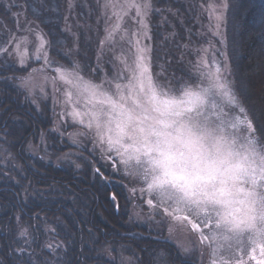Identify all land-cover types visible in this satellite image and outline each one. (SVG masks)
Returning <instances> with one entry per match:
<instances>
[{
    "label": "trees",
    "instance_id": "trees-1",
    "mask_svg": "<svg viewBox=\"0 0 264 264\" xmlns=\"http://www.w3.org/2000/svg\"><path fill=\"white\" fill-rule=\"evenodd\" d=\"M12 2L22 8L14 6V12H23L25 22L46 35L55 62L77 63L94 77L100 74L93 70L100 66L95 53L101 40L92 31L103 30V23L90 29L99 14L95 0H0V49H6L0 51V264H199L179 258L177 247L160 232L137 225L131 213L137 204L143 206L142 217L153 210L130 193L119 166L112 172L110 163L103 164L91 139L82 150L68 144L70 127L58 126L57 109L29 96L22 81L37 64L20 66L11 54V41L20 34ZM151 3L153 74L170 88L196 83L192 64L198 47L207 42L201 33L206 0ZM227 4L225 43L232 79L264 140V0ZM65 23L73 25L68 33ZM160 211L155 209L157 216Z\"/></svg>",
    "mask_w": 264,
    "mask_h": 264
},
{
    "label": "snow or ice",
    "instance_id": "snow-or-ice-1",
    "mask_svg": "<svg viewBox=\"0 0 264 264\" xmlns=\"http://www.w3.org/2000/svg\"><path fill=\"white\" fill-rule=\"evenodd\" d=\"M227 7L224 0L212 7L216 35H221ZM102 8L111 25L106 28L105 41L113 39L124 18L134 11L133 19L139 25L133 33L137 37L134 65L128 68L126 82L115 83L114 91L105 89L103 81L96 84L84 79L75 70L78 65L71 71L57 67L59 79L70 86L67 102L83 106L82 111L74 107L70 115L94 130V147L114 162V168L118 161L125 176L144 185L139 190L151 197L146 201L149 207L162 209L173 222L196 233L201 245L212 247L213 257L225 244L235 245L243 257L247 246L249 260L264 264V140L257 135L235 79L227 78L233 74L228 56L221 53L223 66L213 60L212 68L202 58L200 63L207 71L198 63L194 84L163 88L151 74L149 49L139 47L141 35L150 39L151 0H104ZM113 18L115 23H111ZM38 39L39 53L43 42L39 35ZM22 43L25 38L17 42L15 51L23 65ZM43 59L46 65L51 63L47 52ZM30 81L25 78L22 86ZM211 264L233 262L221 257L213 258ZM234 264L248 262L241 258Z\"/></svg>",
    "mask_w": 264,
    "mask_h": 264
},
{
    "label": "rangeland",
    "instance_id": "rangeland-1",
    "mask_svg": "<svg viewBox=\"0 0 264 264\" xmlns=\"http://www.w3.org/2000/svg\"><path fill=\"white\" fill-rule=\"evenodd\" d=\"M95 1H97L98 4L97 7L99 9V14L96 17V19H93L91 21L90 29H94L96 23L99 25L103 23V30L101 34H99V32L97 33V30L95 29L92 32H94L96 35L98 34L99 40L105 41L106 28H110L111 25L110 23H108L107 16L104 15V9L102 8V4L104 3V0H95ZM72 2L73 0H70V4ZM224 2L227 3V0H224ZM220 3L221 0H206V3L204 5V11L206 13L207 20L206 23L204 24L203 27L204 29L201 31V33L205 35V37H207L206 38L207 42H205L203 45L198 47L196 54H194L192 67H193V72H195L196 75H197L196 65L202 61V58L204 61H207L209 68L213 67V63H212L213 60L220 62L221 67L223 66L224 56L221 55V53L226 54V43H225L226 10H224V21L220 27L221 35L215 34L217 22L215 20L214 15L212 14V7L214 5H219ZM12 5H17V3L12 2L10 6ZM15 8L20 9L21 6L20 5L18 7L15 6ZM14 10L15 9L13 6L12 13L14 14V17L18 18L16 22V25H18V27L16 28L20 30V34L14 36L13 40L11 39L12 40L11 54L15 58L17 64L20 66H27L28 63L30 62L37 64L33 70V73L28 76L31 78L29 85L25 87L29 93V96L35 98L36 102L40 101L42 104H45L46 102L49 101L50 107H55L57 109V111H55V114L57 115L56 117H57L58 126L60 124L63 125L64 123L65 126L70 127L69 128L70 130H68L67 134L65 135L68 144H70L72 147L73 146L75 148L77 147L78 150H82V148H85L86 141L89 142L92 141L91 147L93 146V149L98 151L100 161L103 164L110 163V168L112 172L118 171L117 170V167L119 166L118 161L116 162L117 167L114 168L113 167L114 162L107 160L105 156L101 154L99 147H94V141H95L94 130L89 131L83 125H80L77 119H74L73 116L70 115L74 107L82 111L83 106L82 104H73L67 102L66 92L70 90V86L66 85L63 81L59 79V75L56 73L55 69L59 67L71 71L74 70V67L77 66L78 64L73 63L71 66H66L64 64H61V62L60 63L55 62L49 55L48 52L49 41L46 35L42 31H40L37 26L32 25L28 21L25 22L23 12H14ZM33 12L35 13V11ZM134 16L135 13L134 11H132L128 17L124 18V20L122 21L121 28L115 33L111 41H105L104 44H102L100 41V45H101L100 49H98L95 53V63H99L100 66L98 67L96 66V69L93 70L94 73L100 71L98 77H94L82 72L79 65L78 68H75V70L79 71L80 75L84 79L90 80L96 84H100L103 81L104 88L112 91H114L115 83L126 82V78L129 75L128 68L134 65V61L136 57L137 37H135L133 33L138 31L139 25L134 21L133 19ZM115 22L116 21L113 18L111 23H115ZM64 29L68 33V30L73 29V25L71 23L70 24L65 23ZM89 31L90 30H88V32ZM38 35L39 37H42V42H43V48L40 50L39 53L37 52V49L41 45V39H38ZM147 35L148 37H150L149 24H148ZM22 38L26 39V43H22L20 46V51L26 52L23 65L20 63V57L16 54L15 51L17 42L21 41ZM221 40H223V43H221ZM60 41L59 43L63 44L62 39H60ZM139 47L149 49V51L147 52V56L149 58L150 71L151 74L153 75L155 82L158 85L162 86L163 88L166 89L170 88V86L166 85L163 81L159 80L153 74L152 64H151L150 39L144 38L141 35L139 37ZM44 52H47L48 58L51 61V63L47 65L44 63V59H43ZM37 55L40 56L39 60L35 58ZM200 67L202 70L207 71V69L203 68V63H200ZM227 78L229 80H233L232 75L227 76ZM56 132L59 133V130L56 129ZM78 133H84V135H78ZM72 155L75 156V153H73ZM119 168L122 174L124 175L123 167L119 166ZM125 177L127 178L129 186L131 187L130 193L135 194L139 198V200L142 199L144 203L143 205L146 206L149 210H153L150 212L148 218L142 217L140 216V214L142 212L143 206H141V204H137L136 205L137 211L133 209L131 210L132 214L134 213L136 214V219H134V222L143 228L145 227V230L150 229L153 230L155 233L160 232V234L164 236V239L166 241L169 240L170 243L173 242L178 249L179 258H182V260H187L192 258L195 259L199 264H211L213 258L220 260L221 257H223L227 261L233 262L234 264L235 260L243 258L245 261L248 262V264H255V261L249 260L247 254L248 251L247 246L245 247V253L243 257H241V254L235 245H233L232 247H228L227 244H225L224 248L215 257H213L212 247L208 243L201 245L199 243V237L196 233L191 232L189 228L182 227L179 223L173 222L171 217L166 216L163 213L162 209L159 212L160 215L158 214L157 216L155 212V208L149 207L148 204L146 203V201L149 198H151L149 194L147 192H144L142 194L139 190L141 187H144V185L139 180H136L131 176H125ZM122 178L124 177L122 176ZM117 183L122 185L123 180L120 181L117 179ZM133 188L136 189L135 193L132 192ZM82 205L85 204L82 203ZM170 226L173 227V231L171 232L169 231ZM178 246H182V247H178ZM184 248L192 249V251L190 253H185L183 251ZM155 256L154 255L151 256V260L155 259ZM152 262H153L152 264H154V260Z\"/></svg>",
    "mask_w": 264,
    "mask_h": 264
}]
</instances>
